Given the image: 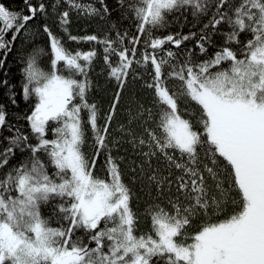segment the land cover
Returning <instances> with one entry per match:
<instances>
[{"label": "snow or ice", "instance_id": "obj_1", "mask_svg": "<svg viewBox=\"0 0 264 264\" xmlns=\"http://www.w3.org/2000/svg\"><path fill=\"white\" fill-rule=\"evenodd\" d=\"M98 2L99 9L63 0L68 10L57 13L59 22L69 24V10L86 16L107 13L104 0ZM25 3L29 15L0 4V50L10 51L37 13L46 11L43 3ZM127 10L138 32L128 41L130 48L121 47L126 33H117V40L80 38L104 45L106 75L116 82L103 126L98 125L97 105L87 99L92 87L88 70L97 53L73 54L42 25L51 71L38 66L43 50L34 51L23 69L25 98L36 97L26 118L37 143L29 144L17 130L0 152V169L21 145V151L29 152L0 176V264H264V0H134ZM184 11L193 17L211 12L205 29L213 33L227 26L224 44L211 56L207 32L197 42L205 59H193L191 50L183 59L164 52L165 45L179 48L195 34L151 35L166 26L169 14ZM9 31L12 38L5 42ZM241 34L251 38L241 41ZM141 36L148 39L139 52ZM68 40L78 42L70 33ZM134 65L146 68L147 76L134 71ZM129 79L143 81L141 88L150 99L147 105L133 101L136 108L129 107L119 138L110 141V126ZM193 104L198 115L183 118ZM5 123L0 108V127ZM88 131L91 159L83 151ZM48 132L52 139L46 138ZM124 144L139 163L127 153L112 154ZM126 160L132 179L146 181L157 193L145 212L149 230L140 235L139 218L130 206L132 190L121 171ZM97 166L104 178L95 175ZM45 206H51L48 217L42 214ZM53 218L58 227L51 226ZM196 220L203 222L187 235ZM77 231L89 242L76 237Z\"/></svg>", "mask_w": 264, "mask_h": 264}, {"label": "trees", "instance_id": "obj_2", "mask_svg": "<svg viewBox=\"0 0 264 264\" xmlns=\"http://www.w3.org/2000/svg\"><path fill=\"white\" fill-rule=\"evenodd\" d=\"M78 3L92 4L93 7L99 9L101 4L98 0H77ZM134 0H123V6L121 0H104V4L108 7V12L100 16H86L84 14H77L75 10H69V24L62 25L59 22L58 12L68 10L67 6L63 4V0H29V3L38 7L40 3L45 5L46 11L44 13L38 12L37 15L27 25V33H21L18 38L11 44L10 51L0 50V61H3V65L0 66V108L3 109L6 115V123L0 127V152L9 147V138L17 134L19 130L20 134L27 136L28 143L35 145L37 140L31 131L30 121L27 120V116L31 114L34 105L36 103V97L29 96L25 98L23 92V85L25 81V74L23 69L26 67L28 57L36 50H43L42 54L38 58V66L44 71H51L50 66V51L48 47V37L42 31V25L47 24L49 29L54 35L61 38L64 46L71 50L73 54L76 51L88 52L95 50L97 53L95 59L92 62L91 67L88 70V79L91 81L92 87L87 94L89 103H95L98 109V125L103 126L105 123V117L108 114L114 94L117 91L116 82L109 80L106 75V67L103 61V49L104 45L97 43L96 41H87L80 39L90 35L97 36L98 40H104L105 38H111L117 40V33L123 35L127 34L124 39V43L121 47H131L128 41L138 35L137 21L133 18L131 12L127 10V5ZM56 3L57 7H52V4ZM0 4H3L10 11L21 13L22 15H29L28 5L25 0H0ZM211 19V12L206 16L193 17L190 12H174L167 16V24L165 27L153 30L151 35L153 37H166L173 35L177 37L192 36L191 39L183 41L181 46L177 48L174 44H167L164 46V52L172 51L177 53L181 59L188 56V50H191L193 59H205L199 53V47L197 42L200 40L202 33L207 32L211 36L210 45H206L208 48V56H211L218 47L224 44V36L222 33L228 31L226 25L218 26L215 33L212 30L205 29V25L209 24ZM2 26V25H0ZM67 27V33L64 32V28ZM76 36L77 41H69L68 34ZM12 38V32L9 31L4 35L5 42L10 41ZM251 38L245 34H241L239 39L245 41ZM148 39L147 36H141L139 44L136 46L139 52L145 49L144 41ZM235 50L236 45H232ZM163 55L164 53H160ZM139 59V57H137ZM134 71L140 72L147 76V69L143 66H135ZM80 79L81 77H77ZM5 81L7 83H5ZM143 81L133 83L129 79L127 87L124 89L120 104L117 108L115 117L110 126L109 140L118 139L120 136V125L127 124L128 122V109L131 107L135 110L136 105L134 100H140L141 102L148 104L150 99V93L141 88ZM15 101V102H13ZM181 110L185 108L181 105ZM188 113L183 115L185 119H194L198 113L196 112V106L193 104L188 106ZM198 130L202 131V126H198ZM139 131V129H138ZM88 139L84 146L83 151L89 159L93 156V149L91 147L92 139L91 132L87 133ZM46 138L52 139V133H46ZM23 148V145H21ZM21 148L15 150V156L9 159V163L3 169H0V176L9 171L13 166L18 165L22 161L26 160L29 156L27 149L21 151ZM128 154L129 159H135L139 163V158L132 155V148L128 144L120 146V150H113L114 156H122ZM101 162L103 157L100 158ZM154 167L156 161H153ZM146 167V166H145ZM223 167V165H221ZM51 170V169H50ZM121 171L123 174V180L132 190V199L130 206L132 211L139 218L137 225V235L147 232L150 227V222L145 218L146 209L152 204L153 197L156 196L155 187H149L147 182L135 181L132 179L131 173L128 170V161L121 165ZM94 173L99 178H104V172L102 167L97 166L94 169ZM167 175V173H164ZM179 170H176L174 175H179ZM227 187V184L225 185ZM232 209L229 207L228 212L231 213ZM42 214L45 217L51 215V206H45L42 208ZM221 215L219 219H223ZM201 220L193 222L192 226L188 228L187 235L194 234L198 226L202 223ZM52 227H58L56 219L53 218L51 222ZM103 226V225H102ZM76 237H80L85 243H88L85 234L82 231L76 232ZM75 238V237H74ZM190 243V242H189ZM94 246V244L90 245Z\"/></svg>", "mask_w": 264, "mask_h": 264}, {"label": "rangeland", "instance_id": "obj_3", "mask_svg": "<svg viewBox=\"0 0 264 264\" xmlns=\"http://www.w3.org/2000/svg\"><path fill=\"white\" fill-rule=\"evenodd\" d=\"M187 242H191V240H188Z\"/></svg>", "mask_w": 264, "mask_h": 264}]
</instances>
